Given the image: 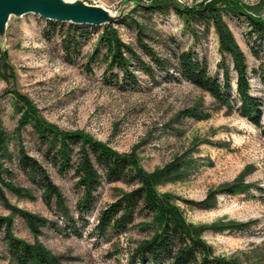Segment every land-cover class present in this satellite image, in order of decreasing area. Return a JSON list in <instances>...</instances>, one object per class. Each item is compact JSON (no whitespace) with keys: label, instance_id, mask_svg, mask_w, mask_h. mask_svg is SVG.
<instances>
[{"label":"rangeland","instance_id":"1","mask_svg":"<svg viewBox=\"0 0 264 264\" xmlns=\"http://www.w3.org/2000/svg\"><path fill=\"white\" fill-rule=\"evenodd\" d=\"M82 1L119 15L129 0ZM137 1L149 6L159 0ZM173 1L190 7L204 0ZM236 1L250 8L251 15L264 20V0ZM224 20L247 57L251 94L264 103V87L256 73L264 59V43L260 47L256 36L249 35L250 26L244 16L225 13ZM137 25L144 29L143 43L160 59L190 50L207 61L212 76L222 78L219 65L223 60L214 30L211 28L206 35L204 28H199L201 38L195 41L173 12L161 15L138 6L120 24L112 25L123 43L152 65V77L128 53L125 56L132 65L130 74L119 67L107 69V48L102 42L104 26L50 22L33 14L10 19L5 37L0 38V139L7 136V154L0 156V162L5 182L31 191L34 199L19 197L2 185L0 218H13V235L29 244L41 243L61 264H131L130 257L137 245L154 233L145 226L151 223V218L144 214L137 217L126 234L106 237L95 234L102 211L122 192L135 186L109 183L104 169L92 156L102 184L95 194L93 212L81 218L77 202L83 189L77 185L75 168L59 173L32 124L20 126L27 110L21 109L20 97H26L47 123L64 132L88 136L118 154L133 155L149 174L174 162L189 163L188 174L179 181L159 185L158 193L172 198L188 225L205 227L202 239L213 248L214 255L240 264H263L264 130L237 112L219 106L192 83L167 78L139 42ZM69 36L75 41L67 48ZM254 49H260L258 57ZM174 62L170 66L172 74L178 73ZM227 64L231 66L229 58ZM232 78L235 88L234 73ZM22 150L38 161L60 188L75 222L67 223L55 205L45 204L39 182L20 164ZM77 161L75 154L74 165ZM237 182L255 187L246 194L219 195L211 209L195 205L210 192ZM12 208L46 218L56 226L43 228L37 237L23 218L13 215ZM219 222L249 227L223 232L209 228ZM0 264H14L4 228H0Z\"/></svg>","mask_w":264,"mask_h":264},{"label":"trees","instance_id":"2","mask_svg":"<svg viewBox=\"0 0 264 264\" xmlns=\"http://www.w3.org/2000/svg\"><path fill=\"white\" fill-rule=\"evenodd\" d=\"M142 8L146 12H157L161 15L173 12L183 22L184 29L195 41L201 38L199 28H204L206 35L212 28L218 36V50L223 60L219 65L222 78L212 76L207 61L200 59L197 53L190 50L179 51L172 54L170 58L160 59L153 49L143 43L141 37L144 36V29L137 25L139 42L152 62L165 73L167 78L183 79L192 83L214 98L219 106L227 108L229 112H237L255 127L264 130V103L260 98L251 94L247 57L225 22L224 14L244 16L250 26L249 35L256 36L261 42V44L256 42L260 44V47L264 43V20L251 15L248 11L250 8L240 5L236 0H204L190 7L182 6L173 0H159ZM117 23L120 24L121 21ZM104 28L102 42L107 48L106 60L109 63L107 68L109 71L119 67L125 74H130L132 65L125 56V53H128L131 58L138 61V66L145 74L151 77L154 75L152 65L142 61L131 47L123 43L112 25H106ZM72 41L75 40L69 36L66 41L67 48H70ZM259 51L260 49H254L255 56H259ZM228 58L231 66L227 64ZM172 60L175 61L173 65L177 66L178 73L176 74H172L170 70ZM232 73L235 75V88ZM256 73L264 87V59ZM20 98L23 101L21 109L27 108L20 119V126L24 128L32 124L35 134L40 143L47 147V155L59 173L75 168L79 177L77 185L83 189L77 202V211L81 218L93 212L95 194L102 184V176L92 156L104 169L106 180L109 183L122 182L135 186L129 192H122L115 202L102 211L98 224L94 228L95 234L100 237L112 234L120 236L128 232L138 216L146 214L150 217L151 223H145V226L147 224V228H152L154 233L137 245L130 257L131 264H240L236 260H227L214 255L213 248L202 239L205 227L188 225L180 209L172 203V198L158 193L159 185L179 181L188 174L189 163L174 162L149 174L141 168L133 155L118 154L88 136L59 130L39 116L37 109L33 107L28 98ZM192 116L196 115L192 114ZM6 138L7 136L3 135L0 139V156L7 154ZM75 154H78L76 165L73 163ZM20 164L39 182L45 204L49 207L55 205L67 223L75 222L65 196L54 184L46 169L38 161L29 157L24 150L21 151ZM4 173L0 162V195L2 198H4V193L1 186L4 185L19 197L34 199L31 191L12 183H6L3 179ZM7 174H10V171H7ZM254 187L239 182L225 185L217 191L210 192L204 201L195 205L202 209H211L216 206L219 195L246 194ZM12 209L13 215L23 218L37 237L41 235L43 228L56 226V223L46 218L17 208ZM12 226L13 218H0V228L5 229L8 253L14 264H61L60 259L53 256L41 243L29 244L13 235ZM248 227L249 224L219 222L209 228L215 232H223L241 231Z\"/></svg>","mask_w":264,"mask_h":264},{"label":"water","instance_id":"3","mask_svg":"<svg viewBox=\"0 0 264 264\" xmlns=\"http://www.w3.org/2000/svg\"><path fill=\"white\" fill-rule=\"evenodd\" d=\"M119 15H113L107 9L90 5L82 0H0V38L6 34L12 17L22 18L37 15L50 22L69 23L78 26L102 27L122 21L132 10L143 5L140 1L129 0L123 5Z\"/></svg>","mask_w":264,"mask_h":264}]
</instances>
